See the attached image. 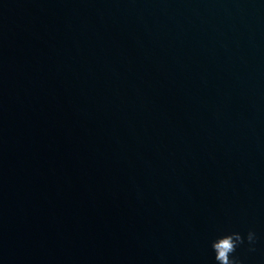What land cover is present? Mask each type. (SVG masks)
<instances>
[{
  "label": "water",
  "instance_id": "1",
  "mask_svg": "<svg viewBox=\"0 0 264 264\" xmlns=\"http://www.w3.org/2000/svg\"><path fill=\"white\" fill-rule=\"evenodd\" d=\"M264 264V0H0V264Z\"/></svg>",
  "mask_w": 264,
  "mask_h": 264
},
{
  "label": "clouds",
  "instance_id": "2",
  "mask_svg": "<svg viewBox=\"0 0 264 264\" xmlns=\"http://www.w3.org/2000/svg\"><path fill=\"white\" fill-rule=\"evenodd\" d=\"M257 233L249 228L244 236L238 231H225L210 242L213 264H242L237 249L247 242L248 250L255 251Z\"/></svg>",
  "mask_w": 264,
  "mask_h": 264
}]
</instances>
